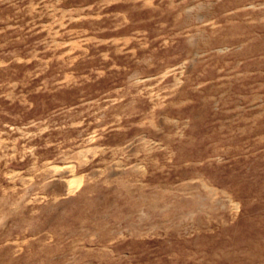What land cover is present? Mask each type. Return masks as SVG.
I'll list each match as a JSON object with an SVG mask.
<instances>
[{"label":"rangeland","instance_id":"rangeland-1","mask_svg":"<svg viewBox=\"0 0 264 264\" xmlns=\"http://www.w3.org/2000/svg\"><path fill=\"white\" fill-rule=\"evenodd\" d=\"M0 264H264V0H0Z\"/></svg>","mask_w":264,"mask_h":264},{"label":"bare ground","instance_id":"bare-ground-1","mask_svg":"<svg viewBox=\"0 0 264 264\" xmlns=\"http://www.w3.org/2000/svg\"><path fill=\"white\" fill-rule=\"evenodd\" d=\"M75 183V182H74ZM76 183H77V181H76ZM76 185V184H75Z\"/></svg>","mask_w":264,"mask_h":264}]
</instances>
